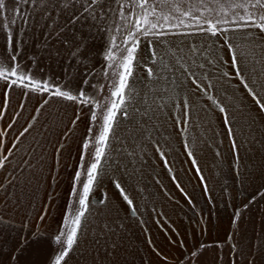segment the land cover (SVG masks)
I'll return each instance as SVG.
<instances>
[{"label":"crops","instance_id":"crops-1","mask_svg":"<svg viewBox=\"0 0 264 264\" xmlns=\"http://www.w3.org/2000/svg\"><path fill=\"white\" fill-rule=\"evenodd\" d=\"M7 3L32 12L31 5ZM49 23L33 14L25 24L17 15L10 30L13 51L21 49L18 60L38 78L73 92L87 79L85 90L103 99L108 90L103 53L109 34L97 30L93 22L61 28L63 16L52 27ZM7 30L0 28V53ZM185 39L212 46L215 63L203 71L213 85L209 95L225 111L177 72L181 83L168 85L175 89V99H165L166 107H158L160 100L152 105L149 99L151 110L145 113V104L137 102L149 88L156 96L161 93L148 77L146 69L153 65L142 39L141 64L134 71L135 80L129 81L140 113L119 118L68 264H264V111L236 77L223 37H167L173 44ZM256 41L258 49L264 48V40L257 36ZM255 59V66L251 59L240 62V71L264 103V62ZM92 84L103 90L96 92ZM3 89L0 83V105L5 101ZM94 110L48 93L9 89L7 107L0 109V160L7 157L0 169V264L13 255V264H48L59 248L54 236L65 209L75 208L69 195L73 177L80 164L88 166L95 148L90 143L81 160L86 137L97 132L96 121L91 120ZM185 110L187 119H257L249 131L244 128L245 136L235 148L212 152V165L221 173L219 189L214 184L205 188L204 130L188 127ZM172 119H181L180 125L173 126ZM121 189L133 201L135 212ZM197 250L198 258L191 255Z\"/></svg>","mask_w":264,"mask_h":264},{"label":"snow or ice","instance_id":"snow-or-ice-1","mask_svg":"<svg viewBox=\"0 0 264 264\" xmlns=\"http://www.w3.org/2000/svg\"><path fill=\"white\" fill-rule=\"evenodd\" d=\"M16 3L31 5L32 12L10 7L7 0H0V28L8 29L4 33L5 46L0 53V83L4 86L5 94V101L0 105V109L7 107L9 89L20 88L27 92L48 93L85 107L92 106L95 110L91 120L95 122L99 118L100 121L95 137L87 136L83 144L81 160L87 155L90 143L95 145V150L88 166L85 168L80 164L73 177V190L69 195L75 208L65 209L60 228L53 239V243L59 248L49 257L48 264H68L70 253L78 247L82 221L86 219L89 209L90 193L104 173V164L111 148L110 139L115 135L119 118L128 119L133 114L140 113L139 107L133 104L137 93L129 81L135 80L134 71L141 64L142 54L138 57V53L142 39L148 43L153 65L146 69L148 77L159 85L155 90L161 93L156 96L149 88L142 101L137 102L145 104V113L151 110L149 99L152 105H156V101L160 100L158 107L167 106L163 103L165 99H175L172 94L175 89H170L168 85L181 83L180 78L176 76L177 72L183 79L191 80L213 104H217L221 112L225 111L224 107L209 95L213 85L203 71L207 65L215 63L210 55L212 46L207 41L197 44L186 39L179 44H173L168 42V36L223 37L231 53L236 77L241 79L245 89L256 100L261 111H264V103L260 102L258 94L249 86V82L242 78L240 71L242 61L251 59L255 66V58L258 57L260 62H264V48L258 49L256 41L257 36L264 40V0H16ZM54 11L56 15H53ZM33 14L41 19L46 17L50 21L48 27L58 23V18L63 16L65 25L61 28L74 26L77 22L81 25L93 22L97 30L109 34L110 38L103 53L105 66L102 72L108 84V96L101 99L98 95L87 92V79L78 91L73 92L50 79L38 78L31 68H26L18 60L21 49L16 48L13 51V33L10 26L16 24L17 15L27 24V19L33 17ZM4 20L7 23H3ZM117 39L120 40L119 43ZM205 81H208L207 85ZM91 87L96 92L103 90V86L98 87L96 84ZM164 93L169 95L166 97ZM183 103L187 109V100ZM130 108L132 112L129 111ZM184 115L187 122L186 110ZM229 132L231 134V128ZM235 146L233 140V147ZM6 160V156L4 160H0V169L4 168ZM81 176L84 179L79 183ZM116 187L120 189L119 183ZM121 193L135 212L133 201L123 193V189ZM2 222L3 217L0 216V223ZM232 247L235 250V246ZM191 255L198 258L199 251H193ZM15 259L13 255L6 264H13Z\"/></svg>","mask_w":264,"mask_h":264},{"label":"rangeland","instance_id":"rangeland-1","mask_svg":"<svg viewBox=\"0 0 264 264\" xmlns=\"http://www.w3.org/2000/svg\"><path fill=\"white\" fill-rule=\"evenodd\" d=\"M120 40L117 39V43H119ZM109 93V88L107 90V95ZM105 96V97H106ZM181 119H172V124L174 125H180ZM183 120V119H182ZM257 119H237V118H204V119H187L188 127H194L197 126L198 128H203L204 134H203V145H204V174H203V181L205 182V188L207 190H210L212 185L214 184L219 189V178L221 176L219 167H215L212 165V152L215 150V152L221 151L226 152L227 146L233 147V140L235 141V144L238 141H241V137L244 132V128H247V131H249V127H253L257 124ZM260 120V119H259ZM258 120V121H259ZM99 118L96 120V130H98L99 125ZM229 128H231V134L229 132ZM97 133V132H96ZM195 138V135H193ZM199 137V136H198ZM94 145V144H93ZM238 145V144H237ZM95 148H93L92 153L94 152ZM91 158L89 159V161ZM88 161V162H89ZM83 181H80L79 183H82ZM77 191H79V188H77Z\"/></svg>","mask_w":264,"mask_h":264}]
</instances>
